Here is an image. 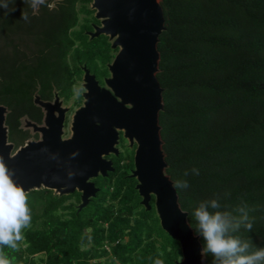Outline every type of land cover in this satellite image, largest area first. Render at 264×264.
Here are the masks:
<instances>
[{"label":"trees","instance_id":"obj_1","mask_svg":"<svg viewBox=\"0 0 264 264\" xmlns=\"http://www.w3.org/2000/svg\"><path fill=\"white\" fill-rule=\"evenodd\" d=\"M4 3L0 105L7 109L8 141L17 150L40 139L24 126L26 121L44 124L37 97L65 103L75 98L82 107L85 69L106 85L119 50L107 35L91 38L102 26L93 0L38 5L0 0ZM161 6L159 124L167 175L190 185L176 189L180 206L195 230L192 213L200 202L219 196L228 211L244 203L255 209L249 211L254 224L239 235L264 247V0H161ZM120 144L127 152L119 147L118 156L108 157L114 171L93 179L99 192L86 207L80 208V192L28 193L31 226L17 249H0L10 264H155L156 259L177 264L183 259L180 243L161 227L155 198L150 211L141 205L132 177L137 145L123 134ZM204 259L211 264L210 254Z\"/></svg>","mask_w":264,"mask_h":264},{"label":"water","instance_id":"obj_2","mask_svg":"<svg viewBox=\"0 0 264 264\" xmlns=\"http://www.w3.org/2000/svg\"><path fill=\"white\" fill-rule=\"evenodd\" d=\"M92 8L102 26L91 38L107 35L114 40L113 49L119 50L109 66L106 87L85 69V103L73 117L68 139L63 138L68 109L60 98L44 102L37 97L36 104L45 112L44 124H27L41 134V140L17 150L8 141L7 109L0 105V159L27 193L41 188L59 195L80 192L82 209L99 192L93 179L114 171L108 157L119 155L123 132L131 146L137 145L132 177L138 181L141 205L150 211L155 198L162 229L181 245L183 259L177 264H204L200 239L194 236L166 173L159 124L163 88L157 78L158 43L165 30L161 0H93Z\"/></svg>","mask_w":264,"mask_h":264},{"label":"clouds","instance_id":"obj_3","mask_svg":"<svg viewBox=\"0 0 264 264\" xmlns=\"http://www.w3.org/2000/svg\"><path fill=\"white\" fill-rule=\"evenodd\" d=\"M32 3L34 5L36 0ZM0 7L7 9L8 5L4 3ZM22 19H27V16L22 14ZM191 172L197 176L200 174L196 168ZM184 175L188 176L189 172L185 171ZM13 177L14 174L0 159V249H17L24 239V230L31 226L32 221L28 193ZM189 186L187 180H177L173 185L176 189ZM253 210L244 203L231 211L222 210L219 196L200 202L192 215L196 222L194 236L202 241L201 257L210 254L211 264H264V247H258L250 238L244 239L239 235L241 229L252 231L254 217L249 216V211ZM0 264H10L2 252ZM155 264H164V261L156 259Z\"/></svg>","mask_w":264,"mask_h":264},{"label":"rangeland","instance_id":"obj_4","mask_svg":"<svg viewBox=\"0 0 264 264\" xmlns=\"http://www.w3.org/2000/svg\"><path fill=\"white\" fill-rule=\"evenodd\" d=\"M42 1H45V0H41V2ZM39 3L40 2H36L37 5ZM54 4H55V2H53L52 6H54ZM111 41H112V43L114 42V40H111ZM81 83H82L83 94H84V92H85V89H84V78H83V81ZM61 102H62V107L68 109V112L66 114V121H65V127H64V137H63L64 139H68V138H70L72 136L71 129H72L73 117H74L76 111L79 110L81 107L75 105V98L72 99L71 101H69L68 103L63 102L62 100H61ZM84 103H85V99H84V102H83L82 106H84ZM27 123H28L27 121H26V123L24 122V126L26 128H28V129H30L32 133H34L33 128L29 127ZM39 135H40V139L39 140H41V134L39 133ZM39 140L32 139L30 141H39ZM125 144L127 146V143H125ZM123 145L124 144H120V146H118V148L121 147V149L125 152L127 150V147H125Z\"/></svg>","mask_w":264,"mask_h":264},{"label":"flooded vegetation","instance_id":"obj_5","mask_svg":"<svg viewBox=\"0 0 264 264\" xmlns=\"http://www.w3.org/2000/svg\"><path fill=\"white\" fill-rule=\"evenodd\" d=\"M114 61V60H113ZM101 85V84H100ZM102 86V85H101ZM102 87H106V85H104V86H102ZM34 133H37V132H34ZM121 134H123L124 135V133L123 132H121L120 133V136H121ZM29 142V141H28ZM120 142V141H119ZM129 144H130V142H129ZM118 147V146H117ZM119 149V148H118ZM82 195V194H81Z\"/></svg>","mask_w":264,"mask_h":264}]
</instances>
